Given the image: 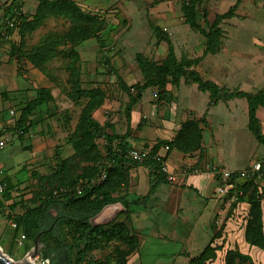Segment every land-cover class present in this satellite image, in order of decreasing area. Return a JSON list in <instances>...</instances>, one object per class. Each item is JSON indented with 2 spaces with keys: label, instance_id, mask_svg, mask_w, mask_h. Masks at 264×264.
<instances>
[{
  "label": "rangeland",
  "instance_id": "1",
  "mask_svg": "<svg viewBox=\"0 0 264 264\" xmlns=\"http://www.w3.org/2000/svg\"><path fill=\"white\" fill-rule=\"evenodd\" d=\"M186 1L77 0L83 9L101 13L105 19V27L101 31L104 48L100 46L99 40L93 37L81 43L78 49L82 57L79 65L84 87H100L105 94V101L95 111L94 116L102 124L110 125L109 132H115L112 120L116 116L119 117L121 113L127 115L126 107L130 101L129 94L122 88L120 78L129 85L144 82V74L137 56L143 55L162 63L168 55L169 42L173 43L178 59L201 57V61L191 68L198 70L205 78H212L230 89L249 92L264 89V0H242L236 15L221 21L224 44L223 50L216 54L204 53L205 36L192 29L185 21L183 6ZM11 2L12 0H0V23L5 20L4 13ZM236 2L237 0H200V24L208 28L217 14L228 11ZM18 3L24 11L32 14L39 1L18 0ZM152 23L159 26L163 32L155 31ZM69 24L67 19L50 17L27 38V42L30 45L37 43L49 31L65 29ZM166 35L168 37H165ZM19 38L18 33H12L11 40H5L0 45V126L9 125L10 109H15L17 114H20L19 111L27 102L36 97L38 87H50L56 100L35 111L30 118L32 124L23 138H16L0 150V167L5 169L7 178L14 184L13 194L17 195L16 200H22L15 213L23 211L22 204L27 205L25 200L32 195L39 178L51 176L60 165V159L73 153L68 136L76 126L83 103H74L67 95L68 72L64 66L67 58L60 55L49 61L47 65L52 70V76H47L30 61H21L11 55V46L18 42ZM107 57L110 62H106ZM190 84L192 83L183 76L179 82H172L168 85V91L159 97V104L164 100L162 105L164 104L165 108L169 105L174 109L179 96V101L193 106V118L205 117L209 120V127L204 128L205 156L211 159L208 170L210 171L215 161L224 165L233 161L242 169L252 166L255 161L263 162L264 145L257 141L247 127V100H220L218 104L209 106L210 92L200 90L197 83ZM159 90L157 87L147 88L143 92V99L152 97L151 95ZM145 108L147 116L142 117L143 122L153 118L151 102L145 103ZM260 109V120L264 129V106ZM179 112L182 113V110ZM229 112L233 114L230 115ZM168 114L172 116L176 113L173 110L168 111ZM99 143L107 156L106 142L101 139ZM219 154H224L225 163L218 159ZM186 168L190 170L189 167ZM195 171L198 173L201 168H195ZM138 176L139 181L134 190L138 195H145L149 188L147 173L140 170ZM218 196H214L216 206L212 209L211 226L209 225L211 237L205 239L204 245H207L213 236H217L216 240L223 241L221 249L228 244L231 248L249 254L255 264H264V253L249 245L245 239V229L250 218L249 209L244 210V205L239 203L231 209L234 203L232 197H221L219 194ZM131 197L136 199L137 196L132 194ZM203 199L206 200L204 197ZM144 202L148 205L133 204V211L148 214L162 232L158 236V229L151 226L143 231L136 230L141 237V245L139 251L128 257L127 264H188L189 258L199 254L195 253L202 249V240H198L196 246H193L194 254L179 253L184 247L191 246L190 238L176 240L174 234L180 238L188 229L178 233L173 225L164 226L160 220L157 222L155 199ZM118 207L120 211L123 206L120 203ZM246 212L248 214L243 219ZM52 213L57 212L52 209ZM123 216L125 217V214ZM102 217L111 219L105 214ZM102 217L99 216L94 221H101ZM11 221L8 210L1 207L0 246L3 253L14 263H22L34 245L28 250L29 240L20 242L21 237L13 236ZM195 221L193 215V222ZM199 227L193 226V231L198 233ZM117 246L118 243L106 244L103 249L95 250L87 256L82 264H98L96 259L102 263L115 264L113 260L109 261V258H114ZM225 255L221 254L220 260ZM107 257L108 259L103 261ZM43 259L45 258L40 254L34 261L36 264H51V261L43 263Z\"/></svg>",
  "mask_w": 264,
  "mask_h": 264
},
{
  "label": "trees",
  "instance_id": "2",
  "mask_svg": "<svg viewBox=\"0 0 264 264\" xmlns=\"http://www.w3.org/2000/svg\"><path fill=\"white\" fill-rule=\"evenodd\" d=\"M200 0H187L183 6L185 21L197 32L206 38L205 54L220 53L223 50V28L221 21L232 18L242 0L232 5L228 11L216 15L208 28L202 26L198 20V3ZM50 17L67 19L70 24L62 30H52L46 33L34 44H28L27 38L39 29ZM5 20L0 23V45L6 40L3 32L7 34L18 33L19 41L11 46V55L16 59L28 60L47 76H52V70L47 63L53 58L64 55L67 60L64 66L68 72L67 82L68 97L74 103H82L79 119L76 126L68 136V141L73 147V153L63 157L59 166L51 176H41L37 187L32 190V195L22 204L23 211L15 213L20 206V201L14 195V184L10 178L5 193L0 196V209L6 208L11 218L13 236L25 235L29 240L28 250L34 245L36 235L43 231L40 240L43 244L41 255L49 258L51 264H82L93 251L100 250L109 243H118L114 251L115 264H127V259L133 253L139 251L141 237L132 226V205L146 201L156 191L160 181H167L163 172V162L155 158L159 150L169 146L168 153L173 148L185 152H202L203 131L209 126L205 117L200 119H188L172 140H158L151 147V155L143 162L134 161L128 154L129 142L127 134L109 132V124H102L94 113L105 101V94L100 87H84L80 71L81 54L78 46L86 40L96 37L104 48L105 44L101 31L105 27V19L101 13L89 12L81 7L77 0H39L35 12L29 14L24 11L18 0H12L4 13ZM15 27L10 26V22ZM155 31H161L159 26L152 23ZM165 37H168L167 35ZM11 39L9 38L8 41ZM201 57L195 59H178L173 43L169 42V52L162 63H158L138 55L137 60L144 74L145 81L129 85L120 78L122 88L129 94L130 101L127 105L128 114L132 107L141 100L143 92L150 87L160 89L159 97L166 93L168 85L179 82L180 77L191 83H197L202 91L210 92L209 106L216 105L220 100L245 98L248 103L247 127L260 144L264 145V129L258 116V110L264 106V89L249 92L240 89H230L221 86L211 78L203 77L193 65L201 61ZM106 62H110L107 57ZM173 77V78H172ZM132 87L136 92L132 91ZM56 100L50 87L42 86L36 89V97L31 99L19 111V118L15 128H23V138L32 124L31 117L40 108ZM10 129V127H9ZM12 129V128H11ZM106 142V156L100 147L99 141ZM116 142V144H115ZM146 147H149L146 145ZM168 153L163 158L166 161ZM110 165H106V161ZM264 165V160H263ZM146 165L150 173V190L142 199L130 201L125 192L130 183L131 168L134 165ZM103 170L107 171L105 180L93 184L92 180ZM79 182H85L82 193L73 190L61 191V188L75 186ZM243 194L232 204L233 209L238 201H246L250 204L249 215L245 229V239L249 245L264 250V187L259 188L254 181H246L238 187ZM121 202L125 214L124 219L119 216L107 223L94 224L92 219L106 206ZM56 210V214L52 213ZM16 223V226L13 225ZM217 236H213L205 248L197 255L189 258L188 264H206L209 260H215L221 244L214 245ZM108 257L103 260L106 261ZM225 264H240L249 262L255 264L249 254L227 248L224 257ZM98 264H106L97 260Z\"/></svg>",
  "mask_w": 264,
  "mask_h": 264
},
{
  "label": "crops",
  "instance_id": "3",
  "mask_svg": "<svg viewBox=\"0 0 264 264\" xmlns=\"http://www.w3.org/2000/svg\"><path fill=\"white\" fill-rule=\"evenodd\" d=\"M38 1L39 0H37V2ZM151 96L152 97L145 100L142 96L141 100L134 105V108L130 114L127 112V115L125 116L123 113H121L119 117L116 116L112 120V128L116 133L127 134V140L129 142V146L131 147H146V145L152 147L158 140H172L178 133L182 124L188 119H193V106L188 104L186 105L184 102L179 101V96H177V101L175 103L177 106L174 109H172V107L169 105H167V108H165L164 104L162 105L164 100H162L160 105L159 98H155L154 95ZM232 100L233 99H230L228 102ZM147 102H151V112L153 118L150 121L143 122L142 117L147 116L145 108V103ZM168 107H170V109ZM164 108L168 111L174 110L176 114L169 116L168 111H165ZM180 110H182V113L179 112ZM260 110L261 109L258 110L259 118ZM229 114L232 115L233 113L229 112ZM150 131L153 132L151 133ZM204 133L205 130L203 131L202 152L198 151L194 153L192 151L187 153L178 148H173L169 153L167 152L168 156L165 163L169 170L180 172L186 167H189L190 170L185 176L184 180L179 184H170L167 181H160L157 185L156 191L149 198L150 200L155 199L156 201L155 211L157 215V222L160 220L164 226L173 225L175 231H179L178 233H183L185 232L186 228L188 229L186 234L180 238L176 237L177 235L173 233L176 240H187L190 238L189 241L191 246L189 248L184 247L179 251V253L189 252L190 254H194L193 251L195 250L193 249V246H196V242L201 239L203 243L202 249L195 254L200 253L206 246L204 245L205 239L211 237V233H209L211 232V230H209V225L211 226L210 222L212 217V209L216 206L214 196H218L217 187L220 184V178L208 170L211 159L209 160L205 156ZM217 157L219 160L225 163L224 154H219ZM225 166L233 170L242 169L237 167L233 161L232 163H225ZM195 168H201V171L197 173ZM140 170H143V172L147 173V178L149 181L148 192L151 187L149 168L143 164L132 166L130 173V183L125 191L128 194L130 201L142 199L143 196L146 195H138L134 190L139 181L138 172ZM132 194L137 196L136 199L131 197ZM203 197L206 198V200H204ZM120 203L121 202H117L106 206L92 219L93 222L95 224L107 223L119 215V219H124L125 217L123 214H120L121 211L124 210V206L122 205L123 207L121 210H118L120 209V207H118ZM141 203L145 204L146 206L148 205V203L144 201L140 202V204ZM104 214L106 217H110L111 219L102 217ZM166 214H169L170 216H166ZM193 215L194 218H196L195 222H193ZM99 216L102 217L100 219L101 221L95 222L94 219L98 218ZM201 218L202 222L200 223ZM153 220L154 219H152V217H149L148 214H143L142 211H133L132 226L137 231H143L150 226L153 228L156 227V222ZM195 225L200 226L198 233L195 230L193 231V226ZM177 226L180 227V230ZM156 229L158 228L156 227ZM161 232L162 231L158 229L157 235L160 236ZM253 247L260 249L264 253L263 249L256 246Z\"/></svg>",
  "mask_w": 264,
  "mask_h": 264
},
{
  "label": "built area",
  "instance_id": "4",
  "mask_svg": "<svg viewBox=\"0 0 264 264\" xmlns=\"http://www.w3.org/2000/svg\"><path fill=\"white\" fill-rule=\"evenodd\" d=\"M10 26L15 27V23L13 21L10 22ZM4 38L8 40L11 36V34H7L3 32ZM132 91L135 92L136 89L132 87ZM155 98H159V95L157 92L154 94ZM9 125L6 127L0 126V150L5 148L10 142L15 140L16 138H19L22 134H24L23 128H15V125L18 121L19 114H17L15 109L9 110ZM10 127V129H9ZM12 128V129H11ZM169 150V146L165 145L159 150V152L155 155V158L159 159L163 162V172L166 174V179L169 183L172 184H179L181 183L185 176L188 174L189 170L187 168L183 169L180 172L177 171H171L169 170L168 166L166 165L163 158L166 156L167 152ZM109 153H107L108 156ZM129 156L137 162H143L146 159H148L151 155V147H131L128 151ZM110 161H106V165H110ZM210 172H212L215 176H218L220 178V184L217 187V192L221 197L229 196L232 197V200L235 201L239 198L240 195L243 194L242 189H238L242 183L246 181L254 180L260 189L264 187V165L262 161H255L254 164L248 168L233 170L226 167L224 164H222L220 161H215L210 168ZM107 177V171L103 170L101 171L93 180V184H98L105 180ZM86 186L85 182H79L75 186H69L65 188H61V191H69L73 190L77 193H82L84 188ZM8 187V181L6 179V173L5 169L0 167V196H2ZM239 205H244V210H248L250 207V204L246 201H239ZM264 206V202H263ZM248 214L246 212L243 214V219ZM14 226H16V223H13ZM25 238V235L21 236L20 242ZM222 244V241L219 242V240H215L214 245ZM230 246L227 244V246L223 249H219L217 251V258L215 260H209L206 262V264H225V259L221 258V254H226L227 248ZM50 259L45 258L43 259V263H49Z\"/></svg>",
  "mask_w": 264,
  "mask_h": 264
},
{
  "label": "water",
  "instance_id": "5",
  "mask_svg": "<svg viewBox=\"0 0 264 264\" xmlns=\"http://www.w3.org/2000/svg\"><path fill=\"white\" fill-rule=\"evenodd\" d=\"M92 222H93V220H92ZM98 224H100V223H98ZM42 233H43V231L39 232L36 235L35 240H34V246L28 252V254H31L34 258L38 257L41 254V252H42L43 244L41 243V240H40V237H41ZM0 264H26V263H24V262H22V263H14L12 259L7 257V255H5V253H3V248L0 246Z\"/></svg>",
  "mask_w": 264,
  "mask_h": 264
},
{
  "label": "bare ground",
  "instance_id": "6",
  "mask_svg": "<svg viewBox=\"0 0 264 264\" xmlns=\"http://www.w3.org/2000/svg\"><path fill=\"white\" fill-rule=\"evenodd\" d=\"M3 255V254H2ZM24 263L26 264H36L34 261V257L31 254H28L25 258H24Z\"/></svg>",
  "mask_w": 264,
  "mask_h": 264
}]
</instances>
